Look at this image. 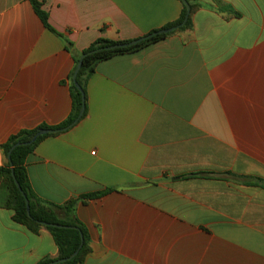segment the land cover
<instances>
[{"label": "crops", "instance_id": "crops-1", "mask_svg": "<svg viewBox=\"0 0 264 264\" xmlns=\"http://www.w3.org/2000/svg\"><path fill=\"white\" fill-rule=\"evenodd\" d=\"M0 0L1 146L72 112L74 56L176 22L181 0ZM189 29L98 64L87 113L26 160L34 194L86 229L83 264H264V0H187ZM72 43V52L66 49ZM74 80V79H73ZM196 175V176H192ZM105 192L83 200V196ZM0 208V264L58 256Z\"/></svg>", "mask_w": 264, "mask_h": 264}, {"label": "trees", "instance_id": "trees-1", "mask_svg": "<svg viewBox=\"0 0 264 264\" xmlns=\"http://www.w3.org/2000/svg\"><path fill=\"white\" fill-rule=\"evenodd\" d=\"M32 3L37 15L43 22L44 26L51 31L52 33L64 38L63 34L59 33L49 22V15L46 11L42 9V4L38 0H30ZM191 13L190 17L185 26L180 28L178 31H183L191 27V15L198 7L197 5L190 4ZM186 7L183 6V11L180 18L171 24L166 25L163 29L172 28L180 25L186 16ZM159 30L153 31L151 34L158 32ZM172 33L168 34H158L150 37L149 39L140 42L133 46L120 47L116 49H110L115 45H124L129 44L132 41H113L107 38H99L94 43H92L87 49H85L80 56H74L75 67L70 76L71 86L70 92L72 97V112L70 116L62 124L57 126H47L41 125L33 130H22L19 133L11 136L8 141L1 146L5 156L7 157L10 150L17 143H22V145L16 147L11 153V163H8L5 166L0 167V208H5L12 210L14 212L13 221L21 226L27 228L31 233L38 235L42 229H46L51 233L53 239L58 247V256L55 259H46L40 262L39 264H48L50 262L65 259L70 257L75 253L81 244L83 236V246L81 247L79 253L75 258L68 261L65 264H83L85 258L90 253L89 239L86 233L84 226L78 221H64L59 219L57 215L58 210H63L64 212L71 213L77 200H70L64 206H54L50 203L40 200L33 192L28 173H27V164L26 160L30 154L33 153L35 148L42 142L45 138L51 135L40 136L33 144L24 145L31 140V138L40 130V129H62L70 124H72L79 116L82 105H85V113L82 119L86 116L87 113V103H86V87L90 77L95 73V70L99 63L104 60L110 59L117 55L129 54L137 52L146 46L156 43ZM66 49L69 52H72V43L66 41ZM90 53V54H89ZM88 54L84 60L83 64L77 74L76 83L83 91L76 87L74 83V74L76 68L79 64L80 57L82 55ZM12 169L14 172V177L19 183L23 194L26 199L29 200L30 205V215L27 213L26 201L23 194L18 190L14 177L12 175ZM196 176V175H192ZM246 185L259 186L264 188V180L261 178H248L244 177ZM105 192L90 194L83 196V200L92 199L103 195ZM43 223L50 225H62L72 228H59L57 226H44Z\"/></svg>", "mask_w": 264, "mask_h": 264}, {"label": "water", "instance_id": "water-1", "mask_svg": "<svg viewBox=\"0 0 264 264\" xmlns=\"http://www.w3.org/2000/svg\"><path fill=\"white\" fill-rule=\"evenodd\" d=\"M181 1H182L183 4L185 5L187 12H186V16H185L184 21H183L180 25L175 26V27H172V28L163 29V30H160V31L155 32V33H153V34H149V35L144 36V37H142V38H140V39L134 40V41L130 42L129 44L112 46L110 49H116V48H120V47L133 46V45H136V44H138V43H140V42H143V41L149 39L150 37H152V36H154V35L173 33V32H175V31L179 30L180 28H182L183 26H185L186 23H187V21H188V19H189V17H190L191 7H190L189 3L187 2V0H181ZM89 54H90V53H89ZM87 55H88V54H85V55H82V56L80 57L79 64H78V66H77V68H76V71H75V74H74V78H73L76 87L80 90V92H82V95H83V91H82V89L79 87V85L76 83V78H77V74H78V72H79V70H80V68H81V66H82V64H83V60H84V58H85ZM84 113H85V105L83 104V105H82V108H81V111H80V113H79L78 118H77L72 124H70L69 126H67V127H65V128H62V129H40V130H39V131H38V132H37V133L31 138V140H30L29 142H27V143H23V144H24V145L33 144V143H34V142H35L40 136H43V135H50V134H56V133L64 132V131H67V130L71 129L72 127H74V126H75V125H76V124L82 119V117L84 116ZM20 145H22V143H17V144L14 145V146L12 147V149L10 150V152H9V154H8V156H7V159H8V161H9L10 163H11V158H10V156H11L12 151H13L16 147H18V146H20ZM12 175H13V177H14L13 169H12ZM14 181H15V184H16L18 190L23 194V191H22V189H21L19 183H18L17 180L15 179V177H14ZM23 196H24L25 201H26L27 213H28V215H30V205H29V200L26 199V197H25L24 194H23ZM43 225H44V226H57V227H59V228H67V229H68V228H72V227H67V226H62V225H50V224H46V223H43ZM83 243H84V240H83V236H82V241H81L80 247H79V249H78L75 253H73V254H72L70 257H68V258L60 259V260H56V261L50 262V263H48V264H65V263H67L68 261L72 260L73 258H75V257L77 256V254L79 253L81 247L83 246Z\"/></svg>", "mask_w": 264, "mask_h": 264}]
</instances>
